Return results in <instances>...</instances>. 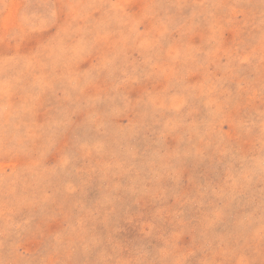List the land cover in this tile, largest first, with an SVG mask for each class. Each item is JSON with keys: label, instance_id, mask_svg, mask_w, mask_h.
Wrapping results in <instances>:
<instances>
[{"label": "rangeland", "instance_id": "374dc122", "mask_svg": "<svg viewBox=\"0 0 264 264\" xmlns=\"http://www.w3.org/2000/svg\"><path fill=\"white\" fill-rule=\"evenodd\" d=\"M0 264H264V0H0Z\"/></svg>", "mask_w": 264, "mask_h": 264}]
</instances>
